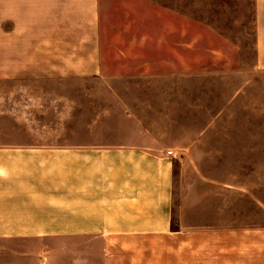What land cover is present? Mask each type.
I'll return each mask as SVG.
<instances>
[{
  "label": "rangeland",
  "instance_id": "374dc122",
  "mask_svg": "<svg viewBox=\"0 0 264 264\" xmlns=\"http://www.w3.org/2000/svg\"><path fill=\"white\" fill-rule=\"evenodd\" d=\"M254 15V0H103L101 73L16 91L0 82V140L149 147L172 162L176 227L264 225ZM102 246L3 237L0 264H103Z\"/></svg>",
  "mask_w": 264,
  "mask_h": 264
},
{
  "label": "crops",
  "instance_id": "0c3cea01",
  "mask_svg": "<svg viewBox=\"0 0 264 264\" xmlns=\"http://www.w3.org/2000/svg\"><path fill=\"white\" fill-rule=\"evenodd\" d=\"M102 2L0 0V82L16 91L100 74ZM254 12L264 66V0H254ZM36 143L0 140V238L102 239L103 264H264V225H174L166 154L139 145L24 146Z\"/></svg>",
  "mask_w": 264,
  "mask_h": 264
},
{
  "label": "built area",
  "instance_id": "2783aa9c",
  "mask_svg": "<svg viewBox=\"0 0 264 264\" xmlns=\"http://www.w3.org/2000/svg\"><path fill=\"white\" fill-rule=\"evenodd\" d=\"M168 153H169V154H172V153H173V151H172V150H169V151H168Z\"/></svg>",
  "mask_w": 264,
  "mask_h": 264
}]
</instances>
